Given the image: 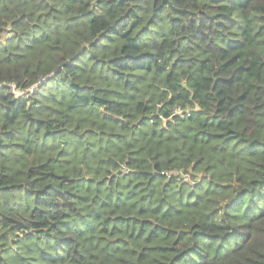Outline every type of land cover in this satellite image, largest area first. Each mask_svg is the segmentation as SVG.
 <instances>
[{"label": "trees", "instance_id": "trees-1", "mask_svg": "<svg viewBox=\"0 0 264 264\" xmlns=\"http://www.w3.org/2000/svg\"><path fill=\"white\" fill-rule=\"evenodd\" d=\"M0 264H264V0H0Z\"/></svg>", "mask_w": 264, "mask_h": 264}, {"label": "rangeland", "instance_id": "rangeland-1", "mask_svg": "<svg viewBox=\"0 0 264 264\" xmlns=\"http://www.w3.org/2000/svg\"><path fill=\"white\" fill-rule=\"evenodd\" d=\"M51 85L46 87L45 93H47V91L50 89Z\"/></svg>", "mask_w": 264, "mask_h": 264}]
</instances>
